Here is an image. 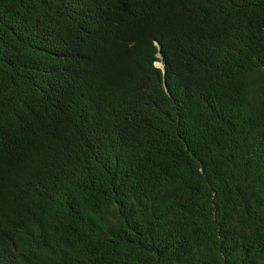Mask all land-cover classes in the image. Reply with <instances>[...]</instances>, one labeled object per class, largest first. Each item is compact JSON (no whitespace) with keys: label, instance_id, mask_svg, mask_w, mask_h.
I'll list each match as a JSON object with an SVG mask.
<instances>
[{"label":"trees","instance_id":"obj_1","mask_svg":"<svg viewBox=\"0 0 264 264\" xmlns=\"http://www.w3.org/2000/svg\"><path fill=\"white\" fill-rule=\"evenodd\" d=\"M0 264H264V0H0Z\"/></svg>","mask_w":264,"mask_h":264}]
</instances>
